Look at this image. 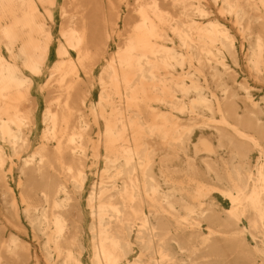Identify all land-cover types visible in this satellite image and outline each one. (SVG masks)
Masks as SVG:
<instances>
[{
  "label": "bare ground",
  "instance_id": "obj_1",
  "mask_svg": "<svg viewBox=\"0 0 264 264\" xmlns=\"http://www.w3.org/2000/svg\"><path fill=\"white\" fill-rule=\"evenodd\" d=\"M0 264H264V0H0Z\"/></svg>",
  "mask_w": 264,
  "mask_h": 264
},
{
  "label": "rangeland",
  "instance_id": "obj_2",
  "mask_svg": "<svg viewBox=\"0 0 264 264\" xmlns=\"http://www.w3.org/2000/svg\"><path fill=\"white\" fill-rule=\"evenodd\" d=\"M95 95V94H94ZM96 96V95H95ZM94 100H96V97L94 98Z\"/></svg>",
  "mask_w": 264,
  "mask_h": 264
}]
</instances>
